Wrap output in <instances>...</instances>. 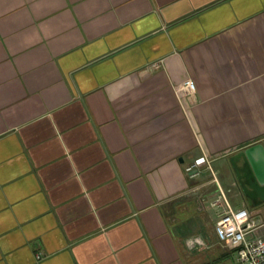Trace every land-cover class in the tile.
<instances>
[{
	"label": "crops",
	"instance_id": "obj_1",
	"mask_svg": "<svg viewBox=\"0 0 264 264\" xmlns=\"http://www.w3.org/2000/svg\"><path fill=\"white\" fill-rule=\"evenodd\" d=\"M258 141L264 0H0V264H235L206 224L264 222Z\"/></svg>",
	"mask_w": 264,
	"mask_h": 264
},
{
	"label": "built area",
	"instance_id": "obj_2",
	"mask_svg": "<svg viewBox=\"0 0 264 264\" xmlns=\"http://www.w3.org/2000/svg\"><path fill=\"white\" fill-rule=\"evenodd\" d=\"M182 88L193 91V81L186 80ZM203 169L211 170V162L206 155L195 158L185 167V172L188 177L196 178ZM220 198L224 206L214 222L217 238L235 252V264H264V234L256 235L254 232L264 222L256 221L246 208L231 207L222 191L218 200Z\"/></svg>",
	"mask_w": 264,
	"mask_h": 264
},
{
	"label": "water",
	"instance_id": "obj_3",
	"mask_svg": "<svg viewBox=\"0 0 264 264\" xmlns=\"http://www.w3.org/2000/svg\"><path fill=\"white\" fill-rule=\"evenodd\" d=\"M243 157L249 165L251 176L254 178L252 189L264 201V144L262 141L251 143L244 147Z\"/></svg>",
	"mask_w": 264,
	"mask_h": 264
},
{
	"label": "rangeland",
	"instance_id": "obj_4",
	"mask_svg": "<svg viewBox=\"0 0 264 264\" xmlns=\"http://www.w3.org/2000/svg\"><path fill=\"white\" fill-rule=\"evenodd\" d=\"M218 165H219L218 162H215V163H212L211 164V170H209V171L211 172L212 176H215L214 171H216L217 169H219L218 168ZM224 170H225V173L227 175L230 174V170H228V166H226V164L224 166ZM224 190H225L226 198H227L229 204L231 205V207H233V208H242V207H245L246 209L247 208L250 209V206L247 203H245V201L243 200L241 194L240 195L239 194H236L235 191L233 192V191H227L226 189H224ZM218 203H220V201H218V198H217V200L214 201V206H213L212 214H210V216L208 217V222L206 224V227L209 230V233L213 231L212 229L214 227V222L217 219L218 215L222 212V208L218 206ZM190 210L193 211V212H195L196 208L195 207H192ZM203 213H204L203 210L202 211L200 210V212L198 211L197 212L198 216H197L196 219L199 220V218H201L204 221V219L206 218V215L203 214ZM260 214H261L260 217H262V219H264V212H261ZM210 237H211V239L213 241H216V239L213 238L212 235H210Z\"/></svg>",
	"mask_w": 264,
	"mask_h": 264
},
{
	"label": "flooded vegetation",
	"instance_id": "obj_5",
	"mask_svg": "<svg viewBox=\"0 0 264 264\" xmlns=\"http://www.w3.org/2000/svg\"><path fill=\"white\" fill-rule=\"evenodd\" d=\"M236 180L239 183V186L242 187L244 183L252 184L254 182V178L248 173V169L246 171L242 170L240 166L236 167Z\"/></svg>",
	"mask_w": 264,
	"mask_h": 264
}]
</instances>
